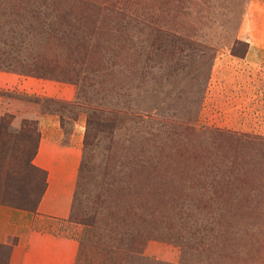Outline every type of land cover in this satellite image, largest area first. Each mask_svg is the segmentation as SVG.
I'll list each match as a JSON object with an SVG mask.
<instances>
[{"label": "rangeland", "instance_id": "374dc122", "mask_svg": "<svg viewBox=\"0 0 264 264\" xmlns=\"http://www.w3.org/2000/svg\"><path fill=\"white\" fill-rule=\"evenodd\" d=\"M249 3L0 0V203L45 188L48 117L76 164L70 217L44 229L76 241L73 264H264Z\"/></svg>", "mask_w": 264, "mask_h": 264}, {"label": "crops", "instance_id": "0c3cea01", "mask_svg": "<svg viewBox=\"0 0 264 264\" xmlns=\"http://www.w3.org/2000/svg\"><path fill=\"white\" fill-rule=\"evenodd\" d=\"M248 15L242 37L246 47L239 59L258 60L264 67V0H250ZM42 119L45 134L36 153L40 159L33 162L47 171L45 188L31 209L0 203V245H11L6 264L74 263L76 241L44 226L70 217L76 157L65 155L69 147H59L58 128L50 126L48 117ZM42 143L44 152L40 153Z\"/></svg>", "mask_w": 264, "mask_h": 264}, {"label": "bare ground", "instance_id": "6f19581e", "mask_svg": "<svg viewBox=\"0 0 264 264\" xmlns=\"http://www.w3.org/2000/svg\"><path fill=\"white\" fill-rule=\"evenodd\" d=\"M46 161V160H45Z\"/></svg>", "mask_w": 264, "mask_h": 264}, {"label": "trees", "instance_id": "16d2710c", "mask_svg": "<svg viewBox=\"0 0 264 264\" xmlns=\"http://www.w3.org/2000/svg\"><path fill=\"white\" fill-rule=\"evenodd\" d=\"M34 207V206H33Z\"/></svg>", "mask_w": 264, "mask_h": 264}]
</instances>
